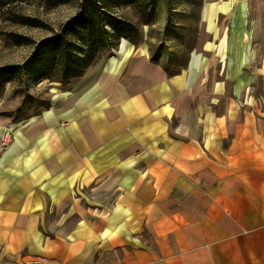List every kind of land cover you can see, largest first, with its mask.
<instances>
[{
	"label": "crops",
	"instance_id": "0c3cea01",
	"mask_svg": "<svg viewBox=\"0 0 264 264\" xmlns=\"http://www.w3.org/2000/svg\"><path fill=\"white\" fill-rule=\"evenodd\" d=\"M201 58L181 85L142 56L95 64L56 106L0 115V264H264V99Z\"/></svg>",
	"mask_w": 264,
	"mask_h": 264
},
{
	"label": "rangeland",
	"instance_id": "374dc122",
	"mask_svg": "<svg viewBox=\"0 0 264 264\" xmlns=\"http://www.w3.org/2000/svg\"><path fill=\"white\" fill-rule=\"evenodd\" d=\"M154 5L148 23H143L137 10L130 7L115 10L137 24L140 42L135 45L120 39L94 67L102 69L124 58L131 60L142 56L148 63L167 67L169 74L177 72L175 81L179 76L181 85L188 68L190 79L198 75L204 63L202 55L209 59V71L219 73L220 78L227 79L228 74L236 80V91L250 79L247 93L264 99V0H154ZM77 9V0L52 7L47 0H28L12 2L0 9V115L8 122L19 125L56 106L78 91L80 82L90 73L93 66L67 83L47 78L37 81L29 64L39 42L60 33ZM21 19L34 20V23H21ZM150 57L157 59L158 64L151 62ZM230 84L229 81L227 93ZM81 191V203L85 206L108 205L114 199L107 189L94 192V188L84 187ZM45 220L43 229L50 235L63 234L74 221L70 217L67 227L57 231L53 211L45 214ZM140 237L151 244L145 231Z\"/></svg>",
	"mask_w": 264,
	"mask_h": 264
},
{
	"label": "trees",
	"instance_id": "16d2710c",
	"mask_svg": "<svg viewBox=\"0 0 264 264\" xmlns=\"http://www.w3.org/2000/svg\"><path fill=\"white\" fill-rule=\"evenodd\" d=\"M22 1L28 0H0V9ZM68 1L47 0V3L52 7ZM77 1L76 14L67 19L61 32L41 40L32 54L29 64L35 71L34 80L47 78L67 83L82 76L120 39L139 44L141 37L137 24L115 13V10L123 7L137 10L143 23L149 22L151 12L155 10L154 0ZM20 22L33 24L34 20L21 19ZM68 33L71 34L69 37ZM150 60L158 64L157 59L150 57ZM162 67L169 72L167 67ZM51 70L55 73L50 74ZM175 74L177 72L170 75Z\"/></svg>",
	"mask_w": 264,
	"mask_h": 264
},
{
	"label": "built area",
	"instance_id": "2783aa9c",
	"mask_svg": "<svg viewBox=\"0 0 264 264\" xmlns=\"http://www.w3.org/2000/svg\"><path fill=\"white\" fill-rule=\"evenodd\" d=\"M26 264H40V261L32 260V261H28Z\"/></svg>",
	"mask_w": 264,
	"mask_h": 264
}]
</instances>
